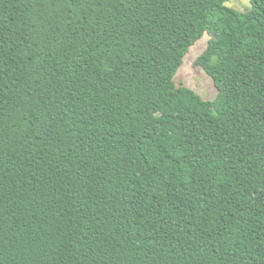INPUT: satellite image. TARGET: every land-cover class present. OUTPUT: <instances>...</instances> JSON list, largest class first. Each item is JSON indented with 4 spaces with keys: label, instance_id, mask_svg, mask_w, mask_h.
Listing matches in <instances>:
<instances>
[{
    "label": "trees",
    "instance_id": "trees-1",
    "mask_svg": "<svg viewBox=\"0 0 264 264\" xmlns=\"http://www.w3.org/2000/svg\"><path fill=\"white\" fill-rule=\"evenodd\" d=\"M0 0V264H264V0ZM213 101L175 78L191 48Z\"/></svg>",
    "mask_w": 264,
    "mask_h": 264
},
{
    "label": "rangeland",
    "instance_id": "rangeland-1",
    "mask_svg": "<svg viewBox=\"0 0 264 264\" xmlns=\"http://www.w3.org/2000/svg\"><path fill=\"white\" fill-rule=\"evenodd\" d=\"M226 5L239 12H248L251 9V2L249 0H227ZM210 34H205L190 50L184 59L182 67L179 69L175 82L176 86L185 85L198 94L205 100L213 101L216 98L217 90L214 86L212 78L196 64L198 57L206 49Z\"/></svg>",
    "mask_w": 264,
    "mask_h": 264
}]
</instances>
